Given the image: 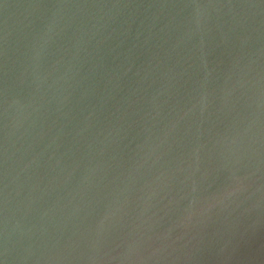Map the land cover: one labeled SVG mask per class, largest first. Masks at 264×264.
<instances>
[{
	"label": "water",
	"instance_id": "water-1",
	"mask_svg": "<svg viewBox=\"0 0 264 264\" xmlns=\"http://www.w3.org/2000/svg\"><path fill=\"white\" fill-rule=\"evenodd\" d=\"M0 264H264V0H0Z\"/></svg>",
	"mask_w": 264,
	"mask_h": 264
}]
</instances>
